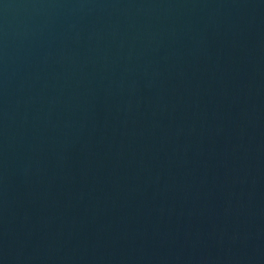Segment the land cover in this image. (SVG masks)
Segmentation results:
<instances>
[{
	"label": "water",
	"instance_id": "water-1",
	"mask_svg": "<svg viewBox=\"0 0 264 264\" xmlns=\"http://www.w3.org/2000/svg\"><path fill=\"white\" fill-rule=\"evenodd\" d=\"M0 264H264V0H0Z\"/></svg>",
	"mask_w": 264,
	"mask_h": 264
}]
</instances>
